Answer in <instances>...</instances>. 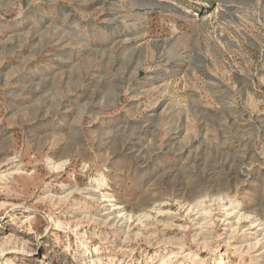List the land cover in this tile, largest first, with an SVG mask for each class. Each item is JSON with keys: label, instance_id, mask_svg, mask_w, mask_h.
<instances>
[{"label": "rangeland", "instance_id": "obj_1", "mask_svg": "<svg viewBox=\"0 0 264 264\" xmlns=\"http://www.w3.org/2000/svg\"><path fill=\"white\" fill-rule=\"evenodd\" d=\"M0 264H264V0H0Z\"/></svg>", "mask_w": 264, "mask_h": 264}, {"label": "bare ground", "instance_id": "obj_2", "mask_svg": "<svg viewBox=\"0 0 264 264\" xmlns=\"http://www.w3.org/2000/svg\"><path fill=\"white\" fill-rule=\"evenodd\" d=\"M144 5L145 6H154V5H157V4H154L153 2L151 3V2H144ZM230 15H232V14H230ZM105 38V37H104ZM103 38V39H104ZM164 75H166V74H164ZM159 77V76H158ZM161 79V78H160ZM146 128V127H145ZM144 131H146L144 128H142V132H144ZM149 131V130H148ZM107 197V196H106ZM108 200V199H107ZM110 200V199H109ZM255 220H253V222H254ZM263 226V225H262Z\"/></svg>", "mask_w": 264, "mask_h": 264}]
</instances>
